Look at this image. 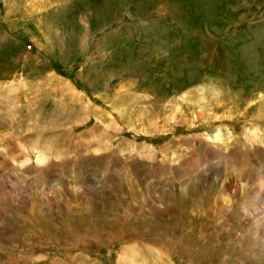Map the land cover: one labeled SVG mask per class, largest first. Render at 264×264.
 <instances>
[{
    "label": "rangeland",
    "instance_id": "obj_1",
    "mask_svg": "<svg viewBox=\"0 0 264 264\" xmlns=\"http://www.w3.org/2000/svg\"><path fill=\"white\" fill-rule=\"evenodd\" d=\"M256 190L264 0H0V264H264Z\"/></svg>",
    "mask_w": 264,
    "mask_h": 264
},
{
    "label": "bare ground",
    "instance_id": "obj_2",
    "mask_svg": "<svg viewBox=\"0 0 264 264\" xmlns=\"http://www.w3.org/2000/svg\"><path fill=\"white\" fill-rule=\"evenodd\" d=\"M254 193V198H251L252 200V203H255V205L259 208L261 207L262 205H264V194L261 195V192L256 190ZM259 195H261V197H259ZM264 208V206H263Z\"/></svg>",
    "mask_w": 264,
    "mask_h": 264
}]
</instances>
